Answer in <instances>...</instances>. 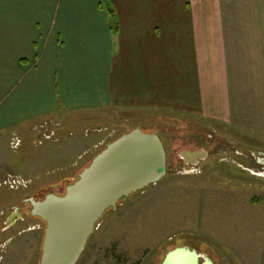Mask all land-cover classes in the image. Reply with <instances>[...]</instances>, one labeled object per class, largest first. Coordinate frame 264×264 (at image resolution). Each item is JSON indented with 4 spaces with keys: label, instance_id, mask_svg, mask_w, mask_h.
Masks as SVG:
<instances>
[{
    "label": "crops",
    "instance_id": "1",
    "mask_svg": "<svg viewBox=\"0 0 264 264\" xmlns=\"http://www.w3.org/2000/svg\"><path fill=\"white\" fill-rule=\"evenodd\" d=\"M99 1L0 0L1 141L199 121L264 153V0H112L116 33Z\"/></svg>",
    "mask_w": 264,
    "mask_h": 264
},
{
    "label": "rangeland",
    "instance_id": "2",
    "mask_svg": "<svg viewBox=\"0 0 264 264\" xmlns=\"http://www.w3.org/2000/svg\"><path fill=\"white\" fill-rule=\"evenodd\" d=\"M141 124L138 128L144 132L161 137L166 174L104 214L77 264H161L169 250L182 245L211 257L215 264H264V163L228 143L246 146L247 141L238 140L242 137L228 128H209L199 121L170 120L154 128L144 119ZM52 125L49 121L44 129L52 138L41 144L39 132L34 144L25 136L23 147L17 135L8 144L0 140V183L8 175L33 181L19 190L0 186V209H27L24 222L9 230L0 226V264L40 263L46 225L31 216L23 200L41 191L44 197L64 194L90 158L132 129L103 127L89 119L63 124L57 131L50 129ZM16 137L20 144L12 145ZM188 147L206 150V159L197 165L185 162L181 153ZM34 148L39 150L24 161L21 151L27 157ZM43 157L45 162L40 161Z\"/></svg>",
    "mask_w": 264,
    "mask_h": 264
},
{
    "label": "water",
    "instance_id": "3",
    "mask_svg": "<svg viewBox=\"0 0 264 264\" xmlns=\"http://www.w3.org/2000/svg\"><path fill=\"white\" fill-rule=\"evenodd\" d=\"M207 155L204 149L181 153L192 164ZM166 161L161 137L137 127L96 154L64 194L49 193L41 200L30 197L31 215L46 225L39 264H77L104 214L162 179ZM161 264L215 263L195 248L182 245L169 250Z\"/></svg>",
    "mask_w": 264,
    "mask_h": 264
},
{
    "label": "flooded vegetation",
    "instance_id": "4",
    "mask_svg": "<svg viewBox=\"0 0 264 264\" xmlns=\"http://www.w3.org/2000/svg\"><path fill=\"white\" fill-rule=\"evenodd\" d=\"M226 140H229V139L226 138ZM228 143L230 146H236L237 148L240 147V148H243V149L249 151L251 153V155H253V157L256 158L257 162L264 163V153L252 151V150L248 149V147L237 144V142L232 141V140H229ZM199 149H202V148L197 149V148H193V147L192 148L188 147L187 149H185L183 151H195V150H199ZM181 158L185 162H188V160H192V159H188V158L186 159L183 157H181ZM205 159L206 158L198 160V163L201 160H205ZM197 164H195V165H197ZM57 188H58V186L55 189H57ZM43 194H44V192L41 191L40 193H37L34 198L41 200L44 197ZM29 198L30 197L25 198L23 200V202H25V203L28 202V204L30 205V211H31L32 206H31V203L28 201ZM26 212H27V209H25V207H11V209H9V207H7L5 209H1L0 210V226H3L4 229H8V230L13 228L18 223L24 222L27 219V213ZM35 218H37V217H35ZM39 220H41V219H39Z\"/></svg>",
    "mask_w": 264,
    "mask_h": 264
},
{
    "label": "built area",
    "instance_id": "5",
    "mask_svg": "<svg viewBox=\"0 0 264 264\" xmlns=\"http://www.w3.org/2000/svg\"><path fill=\"white\" fill-rule=\"evenodd\" d=\"M44 129L47 128H45L43 125L38 126V132L40 133L39 136L41 137L39 140L40 144L42 143L43 139H50L53 136L52 133L49 131L44 133ZM14 139L15 140L11 142L12 145H19L21 140H19L17 137ZM32 182V180H27L20 176L8 175L6 179L3 180L2 183H0V186H5L6 188L11 190H19L28 188Z\"/></svg>",
    "mask_w": 264,
    "mask_h": 264
},
{
    "label": "trees",
    "instance_id": "6",
    "mask_svg": "<svg viewBox=\"0 0 264 264\" xmlns=\"http://www.w3.org/2000/svg\"><path fill=\"white\" fill-rule=\"evenodd\" d=\"M99 5L102 9L106 10L107 14H108V18H109V25H110V29L112 30L113 33H116L118 31V17H117V13L113 4L112 0H100L99 1ZM131 131V130H130ZM129 132V131H128ZM92 159L90 160V162L88 163V165L91 163ZM87 165V166H88ZM86 166V167H87ZM85 167V168H86ZM84 169V168H83ZM82 169V170H83ZM79 176V175H78ZM78 179V177L74 180L76 181ZM73 181V182H74ZM72 182V183H73Z\"/></svg>",
    "mask_w": 264,
    "mask_h": 264
}]
</instances>
